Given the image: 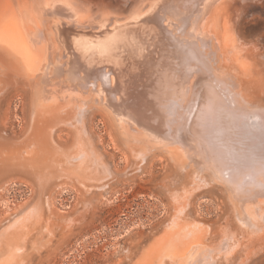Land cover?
Instances as JSON below:
<instances>
[{
	"label": "rangeland",
	"instance_id": "1",
	"mask_svg": "<svg viewBox=\"0 0 264 264\" xmlns=\"http://www.w3.org/2000/svg\"><path fill=\"white\" fill-rule=\"evenodd\" d=\"M35 1L0 0V20ZM71 1L83 37L101 33L87 28L90 18L121 22L147 2ZM211 14L207 26L223 45L208 44L209 63L264 107V0H218ZM53 19L37 29L49 80L0 45V264H172L191 247L190 264H264L263 190L238 213L203 170L143 148L134 125L122 133L103 103L118 98L109 77L119 67L95 55L90 79L68 84L66 69L77 73L88 58L50 27ZM117 73V85L127 80Z\"/></svg>",
	"mask_w": 264,
	"mask_h": 264
},
{
	"label": "bare ground",
	"instance_id": "2",
	"mask_svg": "<svg viewBox=\"0 0 264 264\" xmlns=\"http://www.w3.org/2000/svg\"><path fill=\"white\" fill-rule=\"evenodd\" d=\"M32 3L29 9L10 10L0 20L6 19L0 22V45L18 54L27 71H39L40 81L49 80L50 54L37 29L54 18L50 27L61 37L67 33V45L88 58L87 64L80 62L79 72L73 71L74 66L66 69L68 84L90 79L87 73L95 55L119 67V82L127 79L117 85V70V75L102 70L111 74L110 85L118 86V98L113 92L110 101L103 99V103L114 107L122 133L134 125L142 130L138 137L146 142L143 148L185 160L191 172L203 170L227 189L238 213L257 200L260 190L264 193V107L249 99L240 82L218 74L207 59L208 44L223 41L207 26L218 0H147L121 22L108 23L104 17L98 23L90 18L89 24L85 18L90 31L101 32L87 38L79 34L86 29L84 17L71 0ZM150 13L156 20L145 18ZM136 79L141 89L134 88ZM178 143L182 145L175 146ZM194 251L189 248L172 264H190Z\"/></svg>",
	"mask_w": 264,
	"mask_h": 264
}]
</instances>
